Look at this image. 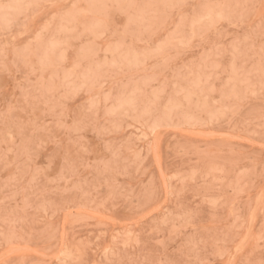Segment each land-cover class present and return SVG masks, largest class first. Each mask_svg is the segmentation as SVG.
<instances>
[{
  "label": "rangeland",
  "instance_id": "374dc122",
  "mask_svg": "<svg viewBox=\"0 0 264 264\" xmlns=\"http://www.w3.org/2000/svg\"><path fill=\"white\" fill-rule=\"evenodd\" d=\"M0 264H264V0H0Z\"/></svg>",
  "mask_w": 264,
  "mask_h": 264
},
{
  "label": "bare ground",
  "instance_id": "6f19581e",
  "mask_svg": "<svg viewBox=\"0 0 264 264\" xmlns=\"http://www.w3.org/2000/svg\"><path fill=\"white\" fill-rule=\"evenodd\" d=\"M117 5V4H116ZM80 9V8H79ZM83 9V8H82ZM119 9V8H118ZM7 29V28H6ZM75 29V28H74ZM76 30V29H75ZM233 51V50H232ZM96 55H97V53H96ZM141 56V55H140ZM106 58V57H105ZM134 58V57H133ZM50 68H52V66L50 67ZM69 69V68H68ZM116 71V70H115ZM54 73V72H53ZM56 73V72H55ZM63 74H64V72H63ZM71 74V73H70ZM84 78H85V76H84ZM200 82V81H199ZM261 85V84H260ZM180 92V91H179ZM181 93V92H180ZM180 93H178L177 92V94H180ZM111 94V93H110ZM175 94V93H174ZM184 97V96H183ZM132 103V102H131ZM127 105V104H126ZM121 106V105H120ZM122 107V106H121ZM173 107V106H172ZM164 108V107H163ZM127 112V111H126ZM258 201V200H257ZM258 203V202H257ZM258 205V204H257ZM252 213H253V211H252ZM253 215V214H252ZM252 218V217H251ZM251 228V227H250ZM249 228V229H250ZM248 232V231H247ZM242 242V241H241ZM243 243V242H242ZM235 252H236V250H234ZM232 259V258H231Z\"/></svg>",
  "mask_w": 264,
  "mask_h": 264
}]
</instances>
